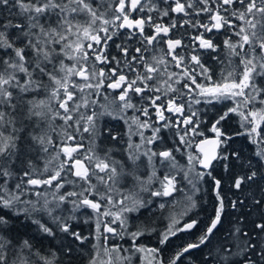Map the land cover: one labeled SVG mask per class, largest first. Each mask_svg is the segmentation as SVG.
Masks as SVG:
<instances>
[{
    "label": "snow or ice",
    "instance_id": "snow-or-ice-1",
    "mask_svg": "<svg viewBox=\"0 0 264 264\" xmlns=\"http://www.w3.org/2000/svg\"><path fill=\"white\" fill-rule=\"evenodd\" d=\"M0 264H264V0H0Z\"/></svg>",
    "mask_w": 264,
    "mask_h": 264
},
{
    "label": "trees",
    "instance_id": "trees-1",
    "mask_svg": "<svg viewBox=\"0 0 264 264\" xmlns=\"http://www.w3.org/2000/svg\"><path fill=\"white\" fill-rule=\"evenodd\" d=\"M201 215H203V214H201ZM161 222H163V221H161ZM160 222V223H161ZM160 225V224H159ZM161 229L163 228V227H160ZM147 243H149L151 246H155V244H156V237H155V235H153L148 241H146ZM181 241L180 240H176L175 238L173 239V241H172V243H171V245H170V247H174L176 244H178V243H180Z\"/></svg>",
    "mask_w": 264,
    "mask_h": 264
},
{
    "label": "flooded vegetation",
    "instance_id": "flooded-vegetation-1",
    "mask_svg": "<svg viewBox=\"0 0 264 264\" xmlns=\"http://www.w3.org/2000/svg\"><path fill=\"white\" fill-rule=\"evenodd\" d=\"M159 215V213H157ZM159 227H164V222L159 223Z\"/></svg>",
    "mask_w": 264,
    "mask_h": 264
}]
</instances>
